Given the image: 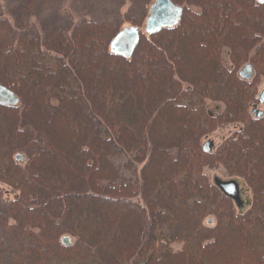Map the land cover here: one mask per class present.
Wrapping results in <instances>:
<instances>
[{
    "label": "trees",
    "instance_id": "obj_1",
    "mask_svg": "<svg viewBox=\"0 0 264 264\" xmlns=\"http://www.w3.org/2000/svg\"><path fill=\"white\" fill-rule=\"evenodd\" d=\"M36 1L13 23L0 17V84L19 98L0 105V185L19 193L0 211V264H264V118L249 113L264 78V5L171 0L180 23L142 34L125 59L110 50L125 21L42 37ZM249 61L247 82L238 70ZM207 101L224 109L210 113ZM220 166L250 187L246 211L204 172Z\"/></svg>",
    "mask_w": 264,
    "mask_h": 264
},
{
    "label": "rangeland",
    "instance_id": "obj_2",
    "mask_svg": "<svg viewBox=\"0 0 264 264\" xmlns=\"http://www.w3.org/2000/svg\"><path fill=\"white\" fill-rule=\"evenodd\" d=\"M27 1L29 0H0V17L7 18L13 23L15 12ZM153 2L154 0L143 2L137 0H37L36 3L33 2L30 5V23L34 24V32L42 37H45V34L54 28H66L72 32L74 27L82 21L113 22L121 20L123 22L125 21L122 26V28H125L131 26L129 22H126L129 16L144 14V16L147 17ZM193 9L197 12L201 10L198 7H193ZM229 53L230 51L225 48L223 51V59L227 66L231 65ZM258 88L259 92L263 90L264 78ZM207 108L210 113L216 115L219 111L224 109V105L222 103L207 101ZM258 108L264 109V106L258 104ZM242 128L243 124L241 123L230 124L218 128L202 139V145L210 141L214 144V150H216L227 138ZM125 160L126 158L117 159L115 163L123 167L122 172L125 178L131 179L129 173L124 174V172H126L123 165ZM204 172L211 183H214L215 178H219L223 181L236 180L239 183L243 201L239 210L246 211L248 209L253 194L245 179L229 175L223 166L215 168L207 167L204 169ZM18 195L19 193L16 190L0 185V211H5L8 204ZM209 220L212 219L210 218ZM0 238H4L1 229ZM173 247L174 249H179L181 245L174 244Z\"/></svg>",
    "mask_w": 264,
    "mask_h": 264
},
{
    "label": "water",
    "instance_id": "obj_3",
    "mask_svg": "<svg viewBox=\"0 0 264 264\" xmlns=\"http://www.w3.org/2000/svg\"><path fill=\"white\" fill-rule=\"evenodd\" d=\"M264 2V0H260ZM183 9L176 5L171 0H154L149 10V15L143 26V30L140 27L130 26L121 29L117 35L113 38L110 44V50L113 54L130 59L133 57L139 43L142 34L152 36L165 28H173L178 25L182 18ZM241 76L245 79H250L253 76V69L250 64L246 65L241 71ZM259 99L264 103V88L259 95ZM19 103L18 96L6 86L0 84V105L3 106H17ZM260 117L263 112L258 111ZM210 141L203 144V150L205 152L211 151ZM17 161L23 162L25 157L23 154L18 153L15 157ZM215 184L222 190L224 194L231 197L238 206L243 204L239 183L236 180H221L215 178ZM212 223V220H209ZM64 246L71 244L69 236H64L61 239Z\"/></svg>",
    "mask_w": 264,
    "mask_h": 264
},
{
    "label": "flooded vegetation",
    "instance_id": "obj_4",
    "mask_svg": "<svg viewBox=\"0 0 264 264\" xmlns=\"http://www.w3.org/2000/svg\"><path fill=\"white\" fill-rule=\"evenodd\" d=\"M256 2H257V4H262V5H264V2H262V1H260V0H256ZM181 7V6H180ZM183 9V8H182ZM183 15V14H182ZM182 19V18H181ZM181 21V20H180ZM180 23V22H179ZM178 23V24H179ZM176 27V26H175ZM143 30V29H142ZM226 49H228V48H226ZM229 50V49H228ZM230 51V50H229ZM229 55H230V53H229ZM230 66L229 67H233V65H232V63L230 62ZM248 64H250L251 66H252V69H253V76H252V78H250V79H245V78H243L242 76H241V71L244 69V67L246 66V65H248ZM238 76L242 79V80H244V81H247V82H250V81H252V79L254 78V76H255V69H254V65L249 61L248 63H246L245 65H243L239 70H238ZM262 92V91H261ZM261 92H259V94H258V101L257 102H254V103H252L251 105H250V107H249V113H250V115H251V118H253V119H261V118H264V109H259L258 108V104H261V105H263L264 106V103H262L261 101H260V99H259V95L261 94ZM219 108V107H218ZM258 111H261V112H263L262 113V115L260 116V117H257L258 115ZM219 113V112H218ZM244 126V125H243ZM211 150H214V144L213 143H211Z\"/></svg>",
    "mask_w": 264,
    "mask_h": 264
}]
</instances>
